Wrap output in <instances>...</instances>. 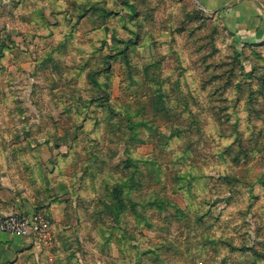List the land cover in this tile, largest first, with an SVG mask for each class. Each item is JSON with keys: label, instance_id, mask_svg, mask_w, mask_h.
Here are the masks:
<instances>
[{"label": "rangeland", "instance_id": "374dc122", "mask_svg": "<svg viewBox=\"0 0 264 264\" xmlns=\"http://www.w3.org/2000/svg\"><path fill=\"white\" fill-rule=\"evenodd\" d=\"M0 79V140L40 120L83 173L4 264H264V43L195 0H0Z\"/></svg>", "mask_w": 264, "mask_h": 264}, {"label": "crops", "instance_id": "0c3cea01", "mask_svg": "<svg viewBox=\"0 0 264 264\" xmlns=\"http://www.w3.org/2000/svg\"><path fill=\"white\" fill-rule=\"evenodd\" d=\"M195 2L209 16H216L241 43L246 45L264 43V0H195ZM32 70L33 75H30L27 84L28 81L34 84L35 72L40 74V69L34 70L32 67ZM0 81L2 82V79ZM31 89L32 87L30 91ZM3 93L4 90L1 91V94ZM15 99L18 100V97ZM38 112L24 111L25 114L20 117L32 118ZM0 114L2 115L1 110ZM39 121L32 120L30 127L25 128V131L30 133L29 139L19 142L0 140V148L4 145L27 149L23 154H14L13 151L9 157L7 153L0 154V213L20 215L44 213L50 226L51 223L58 226L65 220L67 213L71 214L68 206L77 205L78 199L83 201L79 192L83 173L75 172L73 175L71 160L63 151L69 147L70 142L55 144L47 140L41 133L43 125ZM56 146L60 147L59 151L55 150ZM31 247L37 249L31 238L0 232V264L13 262L15 257L20 259L23 252L25 253L24 250Z\"/></svg>", "mask_w": 264, "mask_h": 264}, {"label": "built area", "instance_id": "2783aa9c", "mask_svg": "<svg viewBox=\"0 0 264 264\" xmlns=\"http://www.w3.org/2000/svg\"><path fill=\"white\" fill-rule=\"evenodd\" d=\"M49 229V223L38 214L0 213V232L2 233L28 237L38 242L48 235Z\"/></svg>", "mask_w": 264, "mask_h": 264}, {"label": "trees", "instance_id": "16d2710c", "mask_svg": "<svg viewBox=\"0 0 264 264\" xmlns=\"http://www.w3.org/2000/svg\"><path fill=\"white\" fill-rule=\"evenodd\" d=\"M88 15V12H83L80 16H78V19H83V18H85L86 16ZM131 46V45H130ZM124 52V51H123ZM123 56H124V58H123V60H124V63H127L126 62V58H127V54L125 53H123ZM104 99H106V100H108V97H98V98H96L95 99V102H98V101H103ZM130 162V160H128V163ZM113 193L115 194V196H116V199L118 200L117 202V206H119V209L116 211L117 213V215H119V214H121V209H122V211H123V209H124V205H123V203L121 202V200H120V198H119V193H116V192H114L113 191ZM111 195H112V193H111ZM113 196V195H112ZM119 198V199H118ZM120 206H121V209H120ZM133 206H136V204H133Z\"/></svg>", "mask_w": 264, "mask_h": 264}, {"label": "water", "instance_id": "95a60500", "mask_svg": "<svg viewBox=\"0 0 264 264\" xmlns=\"http://www.w3.org/2000/svg\"><path fill=\"white\" fill-rule=\"evenodd\" d=\"M196 4H197V6H198L200 9H202L201 6H200L197 2H196Z\"/></svg>", "mask_w": 264, "mask_h": 264}]
</instances>
